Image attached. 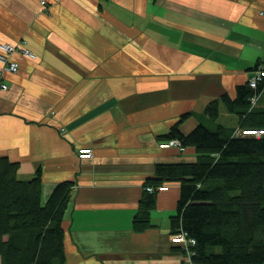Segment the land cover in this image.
<instances>
[{
  "label": "crops",
  "instance_id": "0c3cea01",
  "mask_svg": "<svg viewBox=\"0 0 264 264\" xmlns=\"http://www.w3.org/2000/svg\"><path fill=\"white\" fill-rule=\"evenodd\" d=\"M3 41L35 57L2 74L0 155L19 179L40 170L44 200L71 181L63 264H188L170 241L179 181L156 189L146 228L135 215L157 163L197 155L160 136L233 98L264 54V0H0ZM217 121L237 116L220 102Z\"/></svg>",
  "mask_w": 264,
  "mask_h": 264
},
{
  "label": "trees",
  "instance_id": "16d2710c",
  "mask_svg": "<svg viewBox=\"0 0 264 264\" xmlns=\"http://www.w3.org/2000/svg\"><path fill=\"white\" fill-rule=\"evenodd\" d=\"M259 70L255 86L249 76L237 85L233 98L224 93L209 101L205 118L189 132L183 133L175 122L160 136L163 141L176 139L184 148L193 146L197 155L193 161L156 164L155 175L144 184L152 190L144 191L134 227L149 225L156 187L179 181L170 234L185 232L194 239L189 257L193 264H264V133H240L264 129V69ZM220 102L237 116L235 126L217 121ZM18 165L0 155L1 264H63V218L72 183H56L44 200L40 170L19 179Z\"/></svg>",
  "mask_w": 264,
  "mask_h": 264
},
{
  "label": "built area",
  "instance_id": "2783aa9c",
  "mask_svg": "<svg viewBox=\"0 0 264 264\" xmlns=\"http://www.w3.org/2000/svg\"><path fill=\"white\" fill-rule=\"evenodd\" d=\"M42 4H45V0H40ZM18 51L20 54L34 58L35 54L26 46H24L21 43H11V42H0V63H1V69H0V89H6L7 83L3 80L2 74L3 72H15L18 69V62L11 58V55ZM259 68L256 69L255 73H253L249 77V83L251 86H255L257 79L260 77V70L264 69V54L261 56V62L259 63ZM240 133L242 134H251L255 136H259L264 133V129L256 128V129H241ZM161 147H170L175 146L179 148L180 150H183L184 147L181 146L178 140L176 139H169L167 141H163L160 143ZM80 156H89L90 155V149H82L80 150ZM157 189H164L166 188L165 185H159L156 187ZM148 190H152L151 186H147ZM170 240L175 243H179L184 247L185 253L188 257H190V246L194 243L193 238L187 237L185 232L176 233L174 235H171ZM188 264L191 263L190 259Z\"/></svg>",
  "mask_w": 264,
  "mask_h": 264
}]
</instances>
